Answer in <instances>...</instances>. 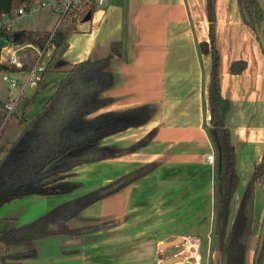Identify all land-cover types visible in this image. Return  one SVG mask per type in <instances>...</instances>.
<instances>
[{"label": "crops", "instance_id": "0c3cea01", "mask_svg": "<svg viewBox=\"0 0 264 264\" xmlns=\"http://www.w3.org/2000/svg\"><path fill=\"white\" fill-rule=\"evenodd\" d=\"M212 5L220 91L229 101L224 124L237 175L228 229L253 167L264 155V57L254 31L241 20L236 0H212ZM207 24L205 0H104L89 23L68 36L63 58L69 63L103 56L111 41L122 43V54L108 65L113 82L101 93L111 101L93 115L140 105L153 108L147 121L107 135L100 144L125 149L150 130L155 133L131 152L74 166L69 179L79 187L70 193L25 196L37 205L26 210L35 215L32 220L58 207L52 226L61 219L69 228L97 226L26 241L25 249L37 254L29 262L160 264L179 256L178 264H221L211 235L213 163L205 159L213 154L205 131L210 59L197 48L199 41H207ZM233 60L245 62L241 73H229ZM149 162L155 163L151 171L78 212L69 216L62 208ZM263 213L264 177L254 185L243 264H251ZM185 238L196 241L194 253L184 250Z\"/></svg>", "mask_w": 264, "mask_h": 264}, {"label": "trees", "instance_id": "16d2710c", "mask_svg": "<svg viewBox=\"0 0 264 264\" xmlns=\"http://www.w3.org/2000/svg\"><path fill=\"white\" fill-rule=\"evenodd\" d=\"M23 1L30 0H0V21L1 14L12 17L11 11ZM236 2L242 22L253 30V26L262 19L256 0H236ZM212 8V0H205L208 36L207 41L197 43L198 51L208 54L210 59L209 80L206 86L208 117L205 131L213 149L211 235L219 249L221 261L224 258L225 264H243L246 240L252 221L253 190L255 182L261 181L264 177V155L253 167L227 229L229 202L236 187L237 175L229 130L224 124L229 101L220 91L219 54L214 45ZM87 12L91 16L93 9ZM77 31V22L67 17L62 19L57 27L49 30H13L10 25L8 27L4 24L0 25V37L10 35L14 43H29L39 48H44L47 44L53 46L31 97H23L19 113L13 112L9 116L10 119L16 115L17 123L21 128L12 140L0 143V204L30 195L70 193L79 187L77 181L69 179L74 166L131 152L147 144L155 133L154 129L150 130L125 149L100 144V140L107 135L147 121L153 108L150 105H140L93 115L95 110L111 101L110 97L102 96L101 93L113 82L114 77L108 70V65L113 57L122 54L123 47L120 41H111L108 52L103 56L87 57L69 63L63 58V53L67 48L68 36ZM262 36L264 38V31ZM25 53L23 63L27 68L32 57L30 49ZM245 65L244 61L233 60L229 63L228 71L230 74H239ZM1 70L18 72L21 68L5 63ZM56 70L62 72L61 78L36 114L27 121L24 117L25 110L31 100L44 88L47 74ZM3 103V100H0V129L7 113ZM154 166V162L141 165L105 185L74 197L67 205L61 207L70 216L98 199L123 188L151 171ZM57 211L58 207L31 222L1 231L0 244L8 247L50 235L80 234L97 228L94 224L69 228L64 224L63 219L57 220L52 226L50 219L56 216ZM260 231H262L260 247L258 251L255 248L251 264H264V213ZM36 256L34 250L28 249L5 251L0 254V264H37L29 262Z\"/></svg>", "mask_w": 264, "mask_h": 264}, {"label": "rangeland", "instance_id": "374dc122", "mask_svg": "<svg viewBox=\"0 0 264 264\" xmlns=\"http://www.w3.org/2000/svg\"><path fill=\"white\" fill-rule=\"evenodd\" d=\"M55 17L52 13L47 10H37L28 14H23L12 19L10 25L13 30L19 29H37V30H49L53 27ZM89 23L88 20H81L78 23V29H83V25ZM12 36L8 35L5 37H0V63L2 64L4 61L1 59L7 57L9 48V43L13 42ZM14 44V42H13ZM5 64V63H3ZM2 66L0 65V68ZM17 68V67H16ZM17 72V71H16ZM14 72V73H16ZM12 73V72H11ZM2 70L0 69V100H6L7 98L13 99L17 95L18 88L11 87L8 82H5L1 79ZM16 75V74H15ZM61 71H52L49 72L46 76L45 86L44 88L38 92V94L31 100L29 106L24 112V117L27 121H29L34 114L39 110L40 105L43 101L49 96V94L54 90L58 80L61 78ZM34 91V87L26 86L23 91L24 97H31ZM21 106V99L15 108L14 114L19 113V109ZM20 125L17 123L16 115L10 117L5 123H3L0 129V143H3L6 140H12L20 131ZM37 204V203H36ZM35 202H32L30 197L17 198L10 202L3 203L0 205V232L10 229L12 227L18 226L20 224L26 223L29 220H32L35 215L33 213H28L26 210H32L35 207ZM26 211V212H25ZM23 212V213H22ZM22 213V217L17 219V215ZM260 231V230H259ZM28 243V242H27ZM26 242L19 243L16 245L3 247L0 244V254L5 251H18L25 249ZM253 242V246H254ZM264 258V257H263Z\"/></svg>", "mask_w": 264, "mask_h": 264}, {"label": "built area", "instance_id": "2783aa9c", "mask_svg": "<svg viewBox=\"0 0 264 264\" xmlns=\"http://www.w3.org/2000/svg\"><path fill=\"white\" fill-rule=\"evenodd\" d=\"M104 0H30L23 1L17 8L11 11V16L6 14H1L2 20L0 25L4 24L8 27L15 17L23 14H28L37 10H47L52 13L55 17L54 24L52 28L59 25L60 21L64 18L74 19L78 23L83 20L84 15L89 9H95L100 6ZM51 28V29H52ZM53 46L52 44H47L44 48H39L37 46L31 45L29 43L18 44L10 42L9 48L7 49L8 55L4 59L3 63H7L17 68H21L20 71L14 72H3L1 79L8 82L11 87H17V95L13 99L7 98L3 102V107L7 110L5 120L3 123L9 119L11 113L15 111L17 104L20 99H22L23 91L26 86L35 87L37 81L39 80L40 73L44 69L47 61L49 60V55L51 53ZM30 49L31 63L27 68H25L23 60L26 57L25 51ZM2 63V65H3ZM1 65V66H2ZM23 66V68H22ZM16 74V75H15ZM208 163H213V154H208L205 157ZM183 247L187 253H194L197 247V243L194 240H189L187 238L183 239Z\"/></svg>", "mask_w": 264, "mask_h": 264}, {"label": "water", "instance_id": "95a60500", "mask_svg": "<svg viewBox=\"0 0 264 264\" xmlns=\"http://www.w3.org/2000/svg\"><path fill=\"white\" fill-rule=\"evenodd\" d=\"M256 3L262 13V19L253 26V31L255 34V37L258 41L259 47L261 49L262 55L264 57V38L262 36V31H264V0H256ZM90 18V14L87 12L84 17L83 20H88ZM23 68V66H22ZM1 69V68H0ZM261 234L262 231H260L259 233V237H258V243H257V251L259 250L260 247V243H261ZM175 242H171V244H173ZM182 258L181 257H173V258H168V259H164L163 261H161L160 264H178V262H180ZM221 264H225L224 258L221 261Z\"/></svg>", "mask_w": 264, "mask_h": 264}, {"label": "bare ground", "instance_id": "6f19581e", "mask_svg": "<svg viewBox=\"0 0 264 264\" xmlns=\"http://www.w3.org/2000/svg\"><path fill=\"white\" fill-rule=\"evenodd\" d=\"M2 65V64H1Z\"/></svg>", "mask_w": 264, "mask_h": 264}]
</instances>
